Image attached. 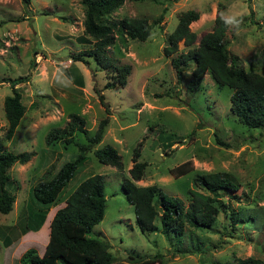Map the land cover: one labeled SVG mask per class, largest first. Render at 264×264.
Here are the masks:
<instances>
[{
	"label": "rangeland",
	"instance_id": "obj_1",
	"mask_svg": "<svg viewBox=\"0 0 264 264\" xmlns=\"http://www.w3.org/2000/svg\"><path fill=\"white\" fill-rule=\"evenodd\" d=\"M188 12L197 15L189 28L198 38L211 31L217 16L227 20L225 44L234 67L264 79V0H124L113 13L116 19L142 18L154 25L146 41L128 40L125 48L115 43L107 50L113 64L130 67L126 85L113 88H105L111 75L82 55L92 49L93 41L83 33L81 0H28L27 7L22 0H0V80L27 77L16 86L25 113L8 140L3 101L11 91L7 83L0 84V151L32 154L27 163L7 171V189L15 199L11 212L0 214V264H19L30 249L41 257L55 212L93 175L104 180L106 206L89 237L107 242L116 262L156 255L160 257L154 264L264 260V125L244 127L230 112L231 90L218 87L208 72L190 92L191 62L177 79L172 59L187 48L179 43L170 57L163 49L179 18ZM78 55L84 61L74 62ZM72 114L84 119L85 136L73 132L70 144L62 138L47 146V133L63 129ZM104 119L107 126L100 144L86 151L55 204H35L32 188L73 161L79 154L77 144L86 145V137L93 136ZM106 145L117 151L122 170L102 165L93 156ZM133 160L146 164L137 186H157L180 198L185 207L191 180L203 174L232 177L238 184L232 193L236 199L219 193L217 220L203 232L186 227L179 245L160 231L141 234L121 188ZM186 162L191 171L173 176L170 171Z\"/></svg>",
	"mask_w": 264,
	"mask_h": 264
},
{
	"label": "trees",
	"instance_id": "obj_2",
	"mask_svg": "<svg viewBox=\"0 0 264 264\" xmlns=\"http://www.w3.org/2000/svg\"><path fill=\"white\" fill-rule=\"evenodd\" d=\"M27 7L28 0H22ZM139 1V0H130ZM84 7L83 33L93 41V47L84 56L93 58L95 63L111 75V82L105 88L124 87L130 74L129 66H116L107 55V50L118 43L123 48L127 41L144 42L150 35L154 24L142 18L116 19L113 13L124 4V0H81ZM64 20V18H61ZM197 19V15L188 12L182 15L176 27L168 37V45L163 54L170 57L182 43L187 51L172 59L176 77L181 79L183 68L192 63L191 79L187 86L195 92L200 86L203 76L208 72L218 87L231 90L230 112L248 129L260 128L264 125V79L256 74L246 73L235 68L229 57L225 44V35L229 22L217 16L210 32L200 38L190 31L189 24ZM158 21L155 22L157 24ZM197 44V45H196ZM82 55L73 57L74 62H82ZM27 82V77L2 79L7 83L11 95L3 101L4 118L7 123L5 138L11 139L19 121L25 113L21 103V95L16 86ZM98 99L106 108L104 98ZM69 121L63 129L49 131L45 144L51 146L65 138L70 144L73 132L85 136V121L78 115H69ZM107 119L101 120L91 137H86V145H78V156L63 164L49 180L40 181L31 190L32 201L40 207H51L58 200L66 185L73 179L78 168L84 162L86 151L100 144ZM31 153L13 154L0 151V214L11 212L14 196L9 192L8 169L15 165H23L30 160ZM93 156L105 166L118 171L122 164L117 151L106 145L95 150ZM138 152H134V158ZM145 163L133 160L128 170V179L121 185L126 201L133 207L135 224L141 234L160 231L167 239L179 245L185 235V228L191 231L209 229L217 220L218 206L216 198L219 193L231 195L237 190L238 184L228 174L210 173L196 176L191 180L189 202L185 207L178 197L168 196L158 190L157 186L139 187L135 182L143 178ZM191 171L190 163L186 162L170 172L181 177ZM204 191V193L202 192ZM233 199L236 196L231 195ZM106 197L104 180L100 175H93L80 184L65 199L64 206L58 209L49 224L48 241L43 255L39 257L32 249L27 250L19 259V264H154L159 259L156 255L149 259H131L130 262H116L111 255L110 246L100 239L89 237L94 226L98 225L105 212ZM233 221V219H232ZM237 264H264V260L247 258L238 260Z\"/></svg>",
	"mask_w": 264,
	"mask_h": 264
}]
</instances>
